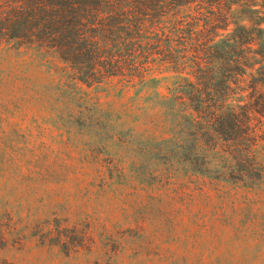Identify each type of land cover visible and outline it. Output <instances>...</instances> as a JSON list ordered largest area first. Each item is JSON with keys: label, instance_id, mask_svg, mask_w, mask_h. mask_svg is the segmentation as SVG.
<instances>
[{"label": "rangeland", "instance_id": "obj_1", "mask_svg": "<svg viewBox=\"0 0 264 264\" xmlns=\"http://www.w3.org/2000/svg\"><path fill=\"white\" fill-rule=\"evenodd\" d=\"M63 66L0 45V264H264V176L194 172L145 124L173 73Z\"/></svg>", "mask_w": 264, "mask_h": 264}, {"label": "trees", "instance_id": "obj_2", "mask_svg": "<svg viewBox=\"0 0 264 264\" xmlns=\"http://www.w3.org/2000/svg\"><path fill=\"white\" fill-rule=\"evenodd\" d=\"M2 43L89 84L173 73L145 124L194 172L264 176V0H0Z\"/></svg>", "mask_w": 264, "mask_h": 264}]
</instances>
